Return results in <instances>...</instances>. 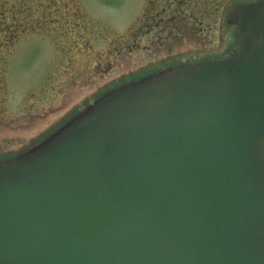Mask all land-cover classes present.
Instances as JSON below:
<instances>
[{
  "label": "water",
  "instance_id": "water-1",
  "mask_svg": "<svg viewBox=\"0 0 264 264\" xmlns=\"http://www.w3.org/2000/svg\"><path fill=\"white\" fill-rule=\"evenodd\" d=\"M230 23L0 162V264H264V0Z\"/></svg>",
  "mask_w": 264,
  "mask_h": 264
},
{
  "label": "rangeland",
  "instance_id": "rangeland-1",
  "mask_svg": "<svg viewBox=\"0 0 264 264\" xmlns=\"http://www.w3.org/2000/svg\"><path fill=\"white\" fill-rule=\"evenodd\" d=\"M148 1L0 0V161L29 150L120 84L233 46L228 15L240 0L229 5L215 39L201 35L214 39L202 45L145 35ZM13 30L8 46L4 35Z\"/></svg>",
  "mask_w": 264,
  "mask_h": 264
},
{
  "label": "trees",
  "instance_id": "trees-1",
  "mask_svg": "<svg viewBox=\"0 0 264 264\" xmlns=\"http://www.w3.org/2000/svg\"><path fill=\"white\" fill-rule=\"evenodd\" d=\"M229 0H151L143 15L145 35L154 31L164 35L182 36L202 45L207 44L201 35L215 37L220 18ZM158 4V5H157ZM0 8V15H1ZM4 22V20H1ZM3 25V23H2ZM14 28H17L14 27ZM163 32V33H162ZM17 30L7 32L4 42L8 46L17 37ZM143 35V34H142ZM215 39V38H214ZM214 39H207L213 42ZM2 44V42L0 43ZM4 46V45H3Z\"/></svg>",
  "mask_w": 264,
  "mask_h": 264
},
{
  "label": "flooded vegetation",
  "instance_id": "flooded-vegetation-1",
  "mask_svg": "<svg viewBox=\"0 0 264 264\" xmlns=\"http://www.w3.org/2000/svg\"><path fill=\"white\" fill-rule=\"evenodd\" d=\"M155 1H157V0H155ZM148 4H149V1H148ZM148 4H147V5H148Z\"/></svg>",
  "mask_w": 264,
  "mask_h": 264
}]
</instances>
